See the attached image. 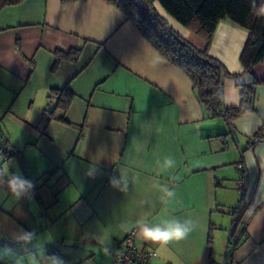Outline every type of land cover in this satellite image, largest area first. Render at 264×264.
<instances>
[{
    "label": "crops",
    "instance_id": "crops-1",
    "mask_svg": "<svg viewBox=\"0 0 264 264\" xmlns=\"http://www.w3.org/2000/svg\"><path fill=\"white\" fill-rule=\"evenodd\" d=\"M153 6L182 37L207 46L158 1ZM247 36L224 20L208 47L231 74L223 80L227 108L238 106L243 85L252 82L239 59ZM75 48L76 61L63 58L53 69L56 50ZM66 86L73 97L62 113L52 93ZM252 107L231 127L221 117H207L186 74L108 0H21L4 7L0 169L7 172L5 163L13 160L14 174L34 188L19 201L0 190L6 237L0 244L14 256L4 252L0 264H109L131 227L138 247L156 252L150 264H218L234 228L241 239L232 264H264V157L245 165L264 141L248 147L250 136L238 127L264 114V85L254 86ZM61 115L66 122L57 119ZM168 156L175 166L165 170ZM90 166L93 176L87 175ZM120 174L128 179L126 193L111 184ZM160 185L175 192L167 204ZM170 219H191L195 227L167 246L139 235L138 222ZM88 233L107 237L111 255Z\"/></svg>",
    "mask_w": 264,
    "mask_h": 264
},
{
    "label": "trees",
    "instance_id": "trees-1",
    "mask_svg": "<svg viewBox=\"0 0 264 264\" xmlns=\"http://www.w3.org/2000/svg\"><path fill=\"white\" fill-rule=\"evenodd\" d=\"M20 1L0 0V10ZM108 1L134 23L160 56L186 74L207 117H221L231 127L233 119L253 109V88L255 85H264V0H156L170 17L207 43L203 49L178 34L156 12L153 6L155 0ZM224 20H230L247 30L248 36L239 59L243 71L252 76V82L242 87L238 106L230 108L223 103V80L231 74L208 50L218 24ZM79 52L77 48L66 53L56 50L53 69L63 58L76 61ZM52 94L57 96L56 108L64 113L73 93L66 86L54 90ZM57 119L66 122L63 115ZM224 136L217 135L220 138ZM249 138L256 141L248 147L264 141V124ZM229 212L235 215L236 210L230 209Z\"/></svg>",
    "mask_w": 264,
    "mask_h": 264
},
{
    "label": "clouds",
    "instance_id": "clouds-1",
    "mask_svg": "<svg viewBox=\"0 0 264 264\" xmlns=\"http://www.w3.org/2000/svg\"><path fill=\"white\" fill-rule=\"evenodd\" d=\"M224 102L228 103L229 101L225 99ZM262 124H264V114H262L260 117H257L255 114H253L250 119H243L238 124V127L243 134L251 136L256 128ZM262 157H264V145H258L253 153H249L246 156L245 165L248 167H254L257 164V160ZM174 166L175 159L171 156L165 157L163 169H171ZM94 174L95 168L90 166L87 175L93 176ZM111 184L113 187L125 193L129 188L127 176L122 174H120L119 177L113 178ZM159 187L162 193L161 200L163 203L167 204L170 199L175 197L174 190H171L164 185H160ZM33 188L34 184L30 180L24 178L22 175L9 174L3 169H0V190L10 193L16 201H19L20 199H23L25 196H27ZM142 203H147V201H142ZM137 227L139 228V235L144 241L156 244L158 246H167L173 241L178 242L186 239L193 231L195 225L191 219H185L183 221L179 219H170L154 225H150L146 222H138ZM87 235L91 238L98 239V242L102 245V251L106 255H111L112 250L109 246L110 241L107 237L100 239L92 233H88ZM23 236L25 239L30 238V234L28 233H24ZM53 259L56 261L55 258Z\"/></svg>",
    "mask_w": 264,
    "mask_h": 264
},
{
    "label": "built area",
    "instance_id": "built-area-1",
    "mask_svg": "<svg viewBox=\"0 0 264 264\" xmlns=\"http://www.w3.org/2000/svg\"><path fill=\"white\" fill-rule=\"evenodd\" d=\"M256 139L249 138L248 146ZM237 168L241 173V178H245V166L242 162L237 164ZM242 181L239 183V187ZM137 229L131 227L123 239V248L117 252L113 258V264H150L151 260L156 257V252L153 250H144L138 247L135 241ZM241 239L240 233L236 229H231L225 244L224 256L221 264H232L231 257L234 250L237 248Z\"/></svg>",
    "mask_w": 264,
    "mask_h": 264
},
{
    "label": "rangeland",
    "instance_id": "rangeland-1",
    "mask_svg": "<svg viewBox=\"0 0 264 264\" xmlns=\"http://www.w3.org/2000/svg\"><path fill=\"white\" fill-rule=\"evenodd\" d=\"M5 169L7 170V172L10 174V172H9V169H10V171L12 172V174H14V172H15V170H14V167H16V165H15V163H14V161L13 160H10L8 163L6 162L5 163ZM14 171V172H13ZM16 173V172H15ZM6 237L4 236V234H3V232H1V230H0V241L1 240H3V239H5ZM3 242V241H2ZM2 244H0V255L2 254H4V252L5 253H8L9 254V256L11 257L12 256V252L10 251L11 249L8 247L7 248V250H9V252L8 251H3V248H2V246H1ZM224 250H225V247H223V250H222V253H221V257H220V259L218 260V264H221V262H222V260H223V256H224ZM12 257H14V256H12ZM152 261V260H151ZM109 264H113L112 263V259L111 260H109Z\"/></svg>",
    "mask_w": 264,
    "mask_h": 264
}]
</instances>
